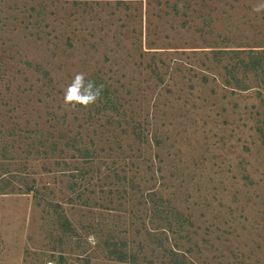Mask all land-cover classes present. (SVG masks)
<instances>
[{"label": "rangeland", "instance_id": "1", "mask_svg": "<svg viewBox=\"0 0 264 264\" xmlns=\"http://www.w3.org/2000/svg\"><path fill=\"white\" fill-rule=\"evenodd\" d=\"M260 2L0 0V264H264Z\"/></svg>", "mask_w": 264, "mask_h": 264}, {"label": "clouds", "instance_id": "2", "mask_svg": "<svg viewBox=\"0 0 264 264\" xmlns=\"http://www.w3.org/2000/svg\"><path fill=\"white\" fill-rule=\"evenodd\" d=\"M253 11L264 12V0L253 6ZM102 90V84L98 85L95 81L88 79L85 73L78 72L63 91V103L71 108L77 106L88 108L97 103Z\"/></svg>", "mask_w": 264, "mask_h": 264}, {"label": "trees", "instance_id": "3", "mask_svg": "<svg viewBox=\"0 0 264 264\" xmlns=\"http://www.w3.org/2000/svg\"><path fill=\"white\" fill-rule=\"evenodd\" d=\"M216 53L229 54L233 53L235 57L238 58V63L232 65L231 68L227 67L229 73L232 75V78L235 79V82H232L230 79L228 82L232 84V87L237 89H247L249 88L248 84L244 80H239L237 78L236 72L234 71L238 65L244 67V71L252 70L255 73L256 78L261 75V81L264 82V48L262 50H256L253 48L250 49H222L216 50ZM114 102L112 96V103ZM114 257L119 260H126L129 258L127 252L123 251H114L112 252ZM174 253V252H173Z\"/></svg>", "mask_w": 264, "mask_h": 264}]
</instances>
